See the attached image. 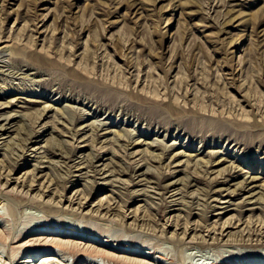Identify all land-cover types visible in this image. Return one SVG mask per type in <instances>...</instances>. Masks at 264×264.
<instances>
[{
  "label": "rangeland",
  "instance_id": "rangeland-1",
  "mask_svg": "<svg viewBox=\"0 0 264 264\" xmlns=\"http://www.w3.org/2000/svg\"><path fill=\"white\" fill-rule=\"evenodd\" d=\"M0 120V264H264V0H0Z\"/></svg>",
  "mask_w": 264,
  "mask_h": 264
},
{
  "label": "bare ground",
  "instance_id": "bare-ground-1",
  "mask_svg": "<svg viewBox=\"0 0 264 264\" xmlns=\"http://www.w3.org/2000/svg\"><path fill=\"white\" fill-rule=\"evenodd\" d=\"M1 51H3V50H1ZM5 52V51H4ZM116 99V98H115ZM175 106V105H174ZM171 107V106H170ZM173 107V106H172ZM45 109V108H44ZM43 109V110H44ZM45 112L46 111H44L43 113L45 114ZM152 113V112H151ZM155 113V112H154ZM153 113V114H154ZM161 113V112H160ZM155 115V114H154ZM156 116V115H155ZM8 119H9V117H8ZM11 119H13V118H11ZM40 119V118H39ZM0 121H3V120H0ZM206 121V120H205ZM216 121V120H215ZM206 122H208V121H206ZM5 123H6V126L7 125H9V122L7 123L6 121H5ZM192 124L191 125H193L194 124V122H191ZM209 123V122H208ZM216 123H217V121H216ZM14 123H12L9 127H6V126H4L3 124L2 125H0V132H1V135L0 136H2V135H4V134H11V133H13V132H16L17 131V129H18V132H16L15 134H16V136L15 137H11V135H9L7 138H1V140H3V142L2 143H0V149H2V147H5L7 144H12V141H14V142H16V144L19 146V149H18V151L19 152H21V154H22V156H24L25 154H26V152H28V151H32L33 153H34V156H33V158H34V160H37L38 158H44L45 156H41V157H39L38 155H48V154H50V155H55V156H59L60 158H62V159H66V160H68L67 162H72L73 160L71 159V155L70 156H68V154H66L65 153V151L63 152L62 151V149H60L59 147L57 148H50L49 146H46V144H47V139H46V131L45 130H43V131H39V130H36V127L33 125H31L30 127H23V126H21V127H18V128H14L15 126H17V125H13ZM220 124V123H219ZM210 125H212V124H210ZM221 125V124H220ZM102 126V125H101ZM206 127V126H205ZM45 128V127H44ZM102 128V127H101ZM201 128H203V127H201ZM213 128V127H212ZM196 129V128H195ZM192 130V129H191ZM196 130H198V129H196ZM201 130V129H200ZM241 132V131H240ZM36 134H41L40 136H37ZM35 138H39L40 140H33V139H35ZM49 142V141H48ZM41 143H45V145H41ZM15 143H14V145H16ZM32 144H35L37 147H31L30 145H32ZM56 144V143H55ZM16 145V146H17ZM131 145V144H130ZM137 145V144H136ZM52 146V145H51ZM57 146V145H56ZM87 147V146H86ZM16 148V147H15ZM18 148V147H17ZM57 150L58 152H54V151H52V150ZM42 150V151H41ZM75 150V149H74ZM72 151H73V149H72ZM71 151V152H72ZM75 152V151H74ZM13 153V152H12ZM65 153V154H64ZM107 153V152H106ZM216 154V153H215ZM215 154L213 155V156H215ZM199 154L197 153L196 154V156L195 157H197ZM38 156V157H37ZM217 156V155H216ZM189 157V156H188ZM46 158V157H45ZM13 159H15V162H17V160L18 159H21V156L20 155H16V157L14 158L13 157ZM24 159V158H23ZM47 159V158H46ZM86 159V158H85ZM32 160V159H31ZM95 159H90V160H84V157L81 159V161L78 163V164H81V167H78L77 168V170H81V169H86V167H88V168H93L94 166H93V163L94 162H96V161H94ZM99 160V159H98ZM102 160V159H101ZM41 161V160H40ZM39 161V162H40ZM64 161V160H63ZM222 161H224V160H222ZM98 162V161H97ZM41 163H44V162H41ZM40 163V164H41ZM47 163V162H46ZM66 163V162H65ZM73 164H74V162H72ZM76 163V162H75ZM86 163V164H85ZM68 164V163H67ZM66 164V166H67V169H69L68 171H69V173H67V174H72V172H70V170L72 169V168H74V166H73V164L72 165H67ZM65 165V164H64ZM85 165V166H84ZM212 165H210V167H211ZM106 167V166H105ZM143 167V166H142ZM137 168V170H139V169H141V168H138V167H136ZM41 169V168H40ZM93 170V169H92ZM91 170V171H92ZM136 170V169H135ZM73 171H75V170H73ZM87 171V170H86ZM103 171H105L104 170V168H103ZM94 172L97 174L98 173V171H95L94 170ZM89 173V172H88ZM112 173H114V171L112 172V171H109V174H108V176L107 177H112ZM117 173H119V175H126V173H124V171H122V170H120V171H118ZM85 174V173H84ZM87 174V173H86ZM85 174V175H86ZM82 176H84V175H82ZM82 176H78V177H82ZM76 177V176H75ZM90 177V176H89ZM113 178V177H112ZM68 179H70V178H68ZM81 180V179H80ZM259 180V178L258 177H247V178H244V184L245 185H251V184H254V183H256L257 181ZM67 182H69V181H67ZM176 184H177V182H176ZM229 183H227L226 185H228ZM104 185V184H103ZM230 185V184H229ZM221 191H223V190H217V191H215L214 193H219L218 195H220V192ZM259 193H256L255 191L252 193V191H251V194L249 195V197L250 198H255L257 195H258ZM175 195H180L179 193H178V191L174 194V195H172L171 197L172 198H174V196ZM261 196V195H260ZM262 197V196H261ZM263 198V197H262ZM179 200V199H178ZM177 199H173L170 203L173 205V206H176V205H178L179 204V201H178ZM70 203L72 202V201H69ZM258 201L256 200L254 203H257ZM219 203V202H218ZM226 203H228V202H220V204H226ZM253 202H247L246 204H252ZM228 204H230V203H228ZM219 209H221V208H219ZM225 214V213H224ZM219 215H222V214H219ZM227 227H229V225H227ZM39 229H41V228H39ZM10 235V234H9ZM9 235H7L5 232H4V230L3 231H1L0 230V241L1 242H6V240H8V237H9ZM41 235V234H40ZM42 235L44 236V235H46V236H53V237H61L57 232H49V233H42ZM62 237H73V234H72V232L71 233H69V234H65V235H62ZM52 241V240H51ZM7 242H9V241H7ZM242 242V241H241ZM50 243V242H49ZM66 243H68V242H66ZM6 244V243H5ZM47 244V243H46ZM46 244H44L43 246L41 245V246H39L36 250H35V252L32 254V256H33V258H38L37 256L40 254H44V253H46V252H48V251H50V250H56V251H58V250H60V251H62V250H65V251H68L69 253H74V252H76V250H77V248L76 247H72V246H67L65 243H63V242H56V243H50L49 245H46ZM74 245V244H73ZM38 246V245H37ZM36 246V247H37ZM75 246V245H74ZM103 246V248H105V246L104 245H102ZM11 247V246H10ZM102 248V247H101ZM88 249V248H87ZM94 249V248H93ZM10 251H11V249H9ZM90 251V250H89ZM89 251H87L88 252V254H86V256L88 255V256H90V258L94 261L96 258H104V259H107L108 261H113V262H122V260L124 261L125 260V262L126 263H128V264H137L136 262H134V261H128V260H130L129 259V257L127 258V257H122V256H119V257H117L116 256V254L114 253V252H112V251H102V250H97V248H96V250H94V251H90V253H89ZM59 252V251H58ZM124 254H125V252H124ZM14 255V254H13ZM12 255V256H13ZM79 255V254H78ZM85 256V257H86ZM125 256V255H124ZM14 257H15V255H14ZM46 257V255H43V256H41V257H39L38 259H40L41 260V264H49V261L50 262H52L51 260H49L47 257ZM97 260V259H96ZM134 260V259H133ZM163 260V259H162ZM110 261V262H111ZM136 261V260H135ZM131 262V263H130ZM30 263V261H29V258H24V260L22 261V264H29ZM96 263V262H95ZM124 263V262H123ZM122 263V264H123ZM21 264V263H20ZM111 264V263H110ZM114 264H117V263H114ZM119 264H121V263H119Z\"/></svg>",
  "mask_w": 264,
  "mask_h": 264
}]
</instances>
